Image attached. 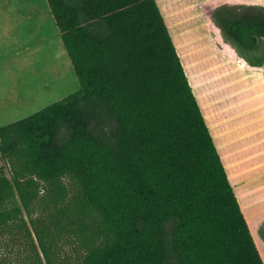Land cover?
<instances>
[{
    "label": "trees",
    "instance_id": "1",
    "mask_svg": "<svg viewBox=\"0 0 264 264\" xmlns=\"http://www.w3.org/2000/svg\"><path fill=\"white\" fill-rule=\"evenodd\" d=\"M46 2L81 88L0 127V237L35 232L31 264H73L65 234L77 264H264L156 0ZM64 179L70 200L29 223L38 181L64 197Z\"/></svg>",
    "mask_w": 264,
    "mask_h": 264
},
{
    "label": "crops",
    "instance_id": "2",
    "mask_svg": "<svg viewBox=\"0 0 264 264\" xmlns=\"http://www.w3.org/2000/svg\"><path fill=\"white\" fill-rule=\"evenodd\" d=\"M213 1L215 12L205 15L202 6ZM156 2L264 261V64L261 63L264 62V0ZM251 11L257 12L254 19L246 16ZM6 34L10 35L5 31ZM57 40L59 48L69 57L62 37ZM8 48L10 54L13 50L11 40ZM33 49V62L39 56L35 65H40V52ZM18 53L19 50L17 56ZM228 55H234L251 69H245ZM42 62L50 68V60ZM227 69H231L230 73ZM41 72L38 68L36 73ZM14 73L11 69L3 70L1 122H11L5 118H13L14 122L20 115L34 114L35 111L29 114L26 109L32 110L31 104L46 96V85L43 89L31 88L42 92L38 96L29 92L31 89L26 82L19 87L12 85ZM232 73H239V80L233 82L229 77ZM244 75L253 81L251 86L244 85ZM198 79L203 89L205 87L203 99ZM228 162L234 167L235 180Z\"/></svg>",
    "mask_w": 264,
    "mask_h": 264
},
{
    "label": "rangeland",
    "instance_id": "3",
    "mask_svg": "<svg viewBox=\"0 0 264 264\" xmlns=\"http://www.w3.org/2000/svg\"><path fill=\"white\" fill-rule=\"evenodd\" d=\"M256 13V11H251L246 16L254 19ZM5 31L10 33L9 36L11 37L8 34L4 35ZM56 37L59 39L61 35L57 30L46 0H0V82L4 80L3 70L11 69L15 72L11 79L12 85L19 87L26 82L25 84L29 89L33 87L43 89V86L46 85V96L36 99L31 104L33 106L32 110L26 109L29 114L34 111L35 113L39 112L81 88L70 58L65 56L61 48H59L60 43ZM9 40L12 41L13 48L10 54L8 48ZM26 43L27 45L25 46ZM33 48H37V51L40 52L42 61L50 60V68H48V65H42V61L40 65H35L39 56H37L34 63L33 50L35 49ZM17 50H19V56L16 54ZM250 50L251 45L249 46ZM261 63L264 64V62ZM38 68L42 69L39 74L36 73ZM227 70L230 73L231 69ZM54 74H58L59 77L56 78ZM239 75V73L238 75L232 73L229 77L233 82H236V80H239ZM198 80L200 81V79ZM252 83L253 81L250 80V77L246 78L244 75V85L249 87ZM0 86H4V84H0ZM204 89L203 83L200 81L201 99L204 97ZM39 91L31 89L29 92L38 96L42 93H38ZM29 116L31 115H20V118L14 122ZM5 120L11 122L0 121V127L13 123L14 119L5 118ZM225 158L229 161L228 157ZM0 161L5 166V171L10 177V166L1 158V155ZM227 164H229L230 173L232 172L235 178L233 165L230 162ZM63 182L67 187V193L64 197H59L60 194L57 190H54L46 182L38 181V194L31 205L30 214L24 210L23 215L27 219H29L28 215H32L33 218L52 215L58 206L63 205L65 201L67 203L72 197L75 188L66 179ZM17 201L20 203L18 197ZM23 240V238L19 239L16 235L9 234L0 237V264H31L36 260H39L38 263H40V260L45 262L35 232H33V239L29 240L30 243H27V239ZM57 245L58 251L55 257L59 262L63 260L67 263L77 264L85 253L82 241L75 234H65L59 237Z\"/></svg>",
    "mask_w": 264,
    "mask_h": 264
},
{
    "label": "bare ground",
    "instance_id": "4",
    "mask_svg": "<svg viewBox=\"0 0 264 264\" xmlns=\"http://www.w3.org/2000/svg\"><path fill=\"white\" fill-rule=\"evenodd\" d=\"M230 174H231V176L234 178V176H233L232 172H231ZM234 180H235V178H234ZM241 208L243 209V207H241Z\"/></svg>",
    "mask_w": 264,
    "mask_h": 264
}]
</instances>
